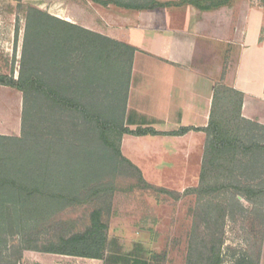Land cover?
<instances>
[{
    "label": "rangeland",
    "instance_id": "1",
    "mask_svg": "<svg viewBox=\"0 0 264 264\" xmlns=\"http://www.w3.org/2000/svg\"><path fill=\"white\" fill-rule=\"evenodd\" d=\"M248 1L264 11L260 0ZM97 6L94 0H37L34 3L0 0V74L12 75L16 79L38 74L63 94L76 96L92 112H102L107 119L124 126L126 104L124 106V95L119 98L115 90L118 86L116 69L113 75L112 71L104 70L107 72L101 75L104 83L88 85L83 80L85 72L79 66L70 69L71 59L61 60V65L68 66L71 73L57 71L53 66L54 60L49 61L47 47L53 41L49 34L42 38V47L34 41L36 37L32 25L43 16L33 9L60 19H79L82 14L88 13L89 18L94 20ZM43 20L46 22L47 18ZM48 35L50 39H46ZM236 64L234 58L217 60V68L220 66L219 71L223 72L224 79L229 75L233 80ZM221 101L218 102L220 107L216 118L221 121L226 137L240 138L247 146L253 143L263 145L264 130L238 121L236 101L228 110L222 107H228L226 100ZM61 125L66 126L64 135L56 133ZM70 125L80 133H87L95 127L78 112L49 107L41 94H30L26 98L25 135L20 142L25 150L20 163L24 165L26 178L23 176L20 182L31 186L39 183L50 185V195H34L30 199L33 202H54V194L62 193L57 190H63L67 200L61 205V210L43 217L30 213L24 221L20 215L11 212L12 218L0 220V264H22L24 253L36 251L35 247L41 250L58 248L62 246L63 239L86 233L91 229V216L96 210L101 211L102 221L109 227V239L116 237L111 244L108 243V248H118L123 256L137 253L151 264H188L194 253L193 248L202 250L204 245L222 241L225 254L223 264H234L232 255L244 252L258 258L259 264H264V152L243 154L237 151L231 166L232 174L220 170L211 176V182L215 184L218 180L225 184L224 189L213 196L200 195L191 193L189 189L200 185L202 164H193L182 171V165H162L165 164V157L156 156V162L149 164L153 170L142 172V180L130 165L112 159V151L102 141L89 147L82 140L83 135L73 130L70 132ZM33 132L37 135H30ZM32 136H36L35 140ZM43 136L54 148L50 174L38 178L36 172L29 171V164H32L35 155V149L30 146ZM122 139L123 136L120 139L116 134L110 135L111 142L116 146L121 140V148ZM60 141L72 150L73 143H77L83 146V151H79L78 158L73 159L71 153L67 155L64 150L59 159H55V145ZM153 142L151 147L160 152L163 143L160 140ZM5 158L11 159L10 155ZM140 158L143 157L137 161H142ZM243 189L261 193L250 197ZM211 203H221L227 207L224 220L220 219L222 214L218 211H211V221L208 220L201 207ZM110 229L117 233L110 235ZM117 229H123V232Z\"/></svg>",
    "mask_w": 264,
    "mask_h": 264
},
{
    "label": "crops",
    "instance_id": "2",
    "mask_svg": "<svg viewBox=\"0 0 264 264\" xmlns=\"http://www.w3.org/2000/svg\"><path fill=\"white\" fill-rule=\"evenodd\" d=\"M23 1L34 3L37 0ZM118 1L135 7L145 5V2ZM97 5L94 20L88 13L79 19L61 20L80 36L94 38L95 43H102L106 38L135 49L123 116L125 128H152L163 133L188 127L206 128L211 121L219 85L243 93L242 117L264 126L262 9L252 6L248 0H231L211 10H201L190 4L153 10ZM227 57L234 58L237 63L233 80L229 75L224 79L220 66L217 68V60ZM23 135L24 94L0 85V138L22 139ZM207 135L203 131H190L184 136L125 134L121 150L141 172L153 170L149 164L156 162V156L165 157L167 162L162 165L179 164L185 171L193 164H203ZM156 140L163 143L160 152L151 147ZM139 157H143L140 162L137 161ZM116 231L122 233L123 229ZM114 232L110 229V235ZM114 239L116 237H110L109 244ZM111 249L109 246L105 259L30 251L24 253L22 264H151L137 253L123 256L118 248Z\"/></svg>",
    "mask_w": 264,
    "mask_h": 264
},
{
    "label": "trees",
    "instance_id": "3",
    "mask_svg": "<svg viewBox=\"0 0 264 264\" xmlns=\"http://www.w3.org/2000/svg\"><path fill=\"white\" fill-rule=\"evenodd\" d=\"M14 1L22 2V0ZM94 1L104 6L117 5L126 9L143 8L148 10L160 7L181 6L184 4L193 5L201 10H211L222 7L231 2V0H183L181 2L174 3H160L152 0L149 3H145L143 6L135 7L129 3H120L118 0ZM260 1L264 5V0ZM33 11L41 13L40 15L43 16L41 18H37L32 25L34 27L33 31L36 37L34 41L39 45V47H42V38L46 36V33L50 35L53 41L51 44H48L47 47L50 54V56L48 55V59L50 62L54 60L53 66L56 67L57 71H63L62 73H66L68 71V66H62L61 60L71 59L69 63L70 69L74 70V67L79 66L82 69V72H85L83 74V80H86L88 85H94L96 83L105 82L101 78V75L104 76L107 73L104 72V70L109 72L112 71L111 75H113V70L116 69L118 78L116 84H118V86L116 85L117 88L115 90L118 91L117 94L119 95V98L122 94L124 95L125 106L129 92V79L135 49L127 44L112 42L106 38L103 39L102 43H95L89 38L84 40L81 38L82 36L74 31L73 27H71L68 23L63 22L60 18L43 13L38 9H33ZM44 17L47 18L46 22L43 20ZM49 35L46 39H50ZM101 70L104 73L102 72L101 74ZM68 72L71 73L72 70ZM58 76H60L59 73ZM0 85L9 86L23 92L25 100L30 94H41L49 103V107H59L67 111L80 113L87 122L95 124L94 130L90 129L87 133H80L76 127H72V125H70L68 126L70 128V132L72 133L73 130L76 134L79 133V135H83L82 140H85L84 143L86 142L85 144L89 147L97 143L99 140L102 141L112 151L113 156H110L112 159H116L130 165L135 169L142 180H144L142 172L124 157L121 150V140H119V143L116 146L111 142L110 135L116 134L121 139L125 134L141 137L148 135L184 136L190 131H203L208 133V141L204 151V159L199 178L200 185L189 189L191 193L213 196L214 194L222 191L225 184L219 183L218 180H216L215 184H213V182H211V176L220 170L230 172L232 174L231 166L234 164L237 151H240L243 154H250L257 151L264 152V144L261 145L253 143L252 145L247 146L240 138L226 137L220 123L221 121L216 118L217 109L220 107L218 102L221 103V100L223 99L226 100L228 107L223 105L222 107L227 110L234 105V101L238 103V121L250 123L251 125L263 130L264 126L242 117L241 109L244 97L243 93L224 85H219L216 88L213 112L208 127L181 128L178 131L170 133L158 132L152 128H138L136 130L125 128L123 125H119L115 120L107 119L103 116L102 112H92L86 104L75 98L76 96L72 97L63 94L60 90L53 88L49 83L44 81L38 74L35 73L30 74L26 78L18 79L12 75L0 74ZM65 127V125L58 126L56 133L64 135L65 133L63 134V132L66 130ZM30 135H37V133L33 132ZM44 136L41 139H36L38 141H33L30 146L35 149V155L31 161L32 164H29V171L30 173L36 172V176L38 178L50 174V160L52 158V150L54 148L51 142L44 139ZM32 137L35 140L36 136ZM22 139L0 138V220L12 218V216H10L11 212L15 215H20L24 221H26V218L30 213L34 214L36 217H43L47 214L55 213L61 210V205L66 202L65 200H67L63 194V190H57L62 191V193L54 194V202L51 203H42L41 201L33 202L30 200L34 195L49 196L50 193L48 187L50 185L39 183L31 186L20 182L23 176L26 178L24 174L25 170H23L24 165L20 163L21 155L23 154V151H25L24 148L20 146ZM55 146V159H59L62 151L64 150H66L67 155L71 153L70 156H72L73 159L79 156L77 154L79 151H83V146L78 145L77 143H73V150L69 149V147L63 144L62 141L56 142ZM6 154L8 156L10 155L11 159L8 158L7 160V158H5V156H7ZM63 154H65V152H63ZM74 174L78 175L76 172H74ZM147 187H149L148 184ZM243 190L246 193L248 192L250 197H256L261 193H256L255 191L248 189ZM201 209L205 210L208 220L211 221V211H218L219 214H222L220 219L224 220L227 207L221 203H211L202 206ZM91 219L92 226L89 231L84 234L74 235L68 239H63L61 247H51L50 249L43 250L39 249V247H35L34 250L77 257L105 259L108 252L109 227L102 221L101 211H94ZM200 247L202 246L200 245ZM202 248V250L199 248L192 249L194 253L192 252L193 254H191L188 264L224 263L225 254L223 253L222 241L215 243L211 242L210 245H204ZM194 255L197 260L194 258ZM232 259L234 264H259L258 258L256 259L246 252L234 253L232 255Z\"/></svg>",
    "mask_w": 264,
    "mask_h": 264
}]
</instances>
